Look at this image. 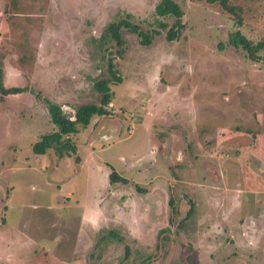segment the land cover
<instances>
[{"label": "rangeland", "instance_id": "1", "mask_svg": "<svg viewBox=\"0 0 264 264\" xmlns=\"http://www.w3.org/2000/svg\"><path fill=\"white\" fill-rule=\"evenodd\" d=\"M230 1L241 24L179 1L169 40L159 0H0L3 83L24 86L0 96V264H264V50L227 43L264 37V0ZM122 18L159 33L121 27L118 53L101 34ZM109 58V113L43 146L45 99L98 103Z\"/></svg>", "mask_w": 264, "mask_h": 264}, {"label": "trees", "instance_id": "2", "mask_svg": "<svg viewBox=\"0 0 264 264\" xmlns=\"http://www.w3.org/2000/svg\"><path fill=\"white\" fill-rule=\"evenodd\" d=\"M179 1L185 0H159L157 5H155V11H157L161 16L174 17V20L170 25L166 21H159V26L165 29V37L169 40L178 39L182 32V29L184 28V22L182 21L183 10ZM206 1L218 2L225 11L233 16L235 23H242L243 19L241 16V6L232 3L230 0ZM121 27H126L135 32L140 37V42L144 45L151 43L153 34L157 32L156 30H154L153 32L142 31L136 23H132L128 20V18H122L120 20L108 23L104 27V34H101L102 39L114 40L115 44L118 46V53H121L119 47H122V45L124 44V40L120 33ZM227 43L232 45L233 47L241 48L247 55V57L252 60L257 61L263 58L260 52L264 50V37L254 41L253 39L246 36L239 28H236L228 32ZM107 67L111 77L99 78L93 81L95 89H97L101 94L99 102H84L75 106V118H70L65 115L60 104L45 99V104L50 115V120L55 125V129L42 135L41 141L44 144L43 146L52 147L55 144L65 143L71 149H73L75 148V143L69 137V134L77 132L79 129V124L82 126H86L90 122V119L93 115H106L109 113L107 106L110 103V97L112 95V90L109 86V82H111L112 80H119L120 76L117 74L115 63L112 58L108 59ZM23 89L24 86H6L3 83L2 65L0 59V96L3 97L10 93H17ZM38 94H36V96L40 97ZM109 179L111 181L127 182V178L121 176L115 170L109 173Z\"/></svg>", "mask_w": 264, "mask_h": 264}, {"label": "water", "instance_id": "3", "mask_svg": "<svg viewBox=\"0 0 264 264\" xmlns=\"http://www.w3.org/2000/svg\"><path fill=\"white\" fill-rule=\"evenodd\" d=\"M62 107V110H63V112H64V114L65 115H67L68 117H70V118H75V107H70V110H71V112H72V114H67V113H65V106H61Z\"/></svg>", "mask_w": 264, "mask_h": 264}, {"label": "crops", "instance_id": "4", "mask_svg": "<svg viewBox=\"0 0 264 264\" xmlns=\"http://www.w3.org/2000/svg\"><path fill=\"white\" fill-rule=\"evenodd\" d=\"M111 134V133H110Z\"/></svg>", "mask_w": 264, "mask_h": 264}, {"label": "flooded vegetation", "instance_id": "5", "mask_svg": "<svg viewBox=\"0 0 264 264\" xmlns=\"http://www.w3.org/2000/svg\"><path fill=\"white\" fill-rule=\"evenodd\" d=\"M113 128V127H112Z\"/></svg>", "mask_w": 264, "mask_h": 264}]
</instances>
